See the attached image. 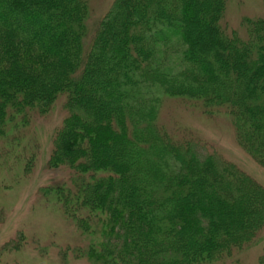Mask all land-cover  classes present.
I'll use <instances>...</instances> for the list:
<instances>
[{
    "label": "trees",
    "instance_id": "16d2710c",
    "mask_svg": "<svg viewBox=\"0 0 264 264\" xmlns=\"http://www.w3.org/2000/svg\"><path fill=\"white\" fill-rule=\"evenodd\" d=\"M227 3L114 0L86 49L87 0H0V151L16 116L63 101L50 166L74 177L45 191L99 229L92 264H211L264 227V188L157 120L166 96L228 110L264 168V17L242 36Z\"/></svg>",
    "mask_w": 264,
    "mask_h": 264
},
{
    "label": "rangeland",
    "instance_id": "374dc122",
    "mask_svg": "<svg viewBox=\"0 0 264 264\" xmlns=\"http://www.w3.org/2000/svg\"><path fill=\"white\" fill-rule=\"evenodd\" d=\"M90 47L101 19L114 0H87ZM264 17V0H228L226 22L244 36V18ZM63 101L47 114L30 112L29 124L12 122V130L0 151V264H92L89 247L100 242V231L92 225L84 233L64 213L62 203L45 190L69 185L73 174L67 167L52 168L54 139L67 112ZM202 103L166 96L158 115L159 126L176 141L190 135L200 143L201 153L216 154L264 188V168L237 143L228 110L204 112ZM19 117V118H18ZM19 124V125H20ZM202 153V154H203ZM264 257V227L254 241L211 264H260Z\"/></svg>",
    "mask_w": 264,
    "mask_h": 264
}]
</instances>
